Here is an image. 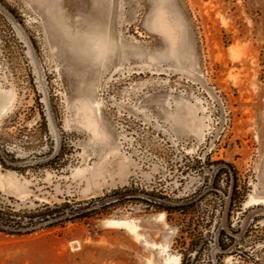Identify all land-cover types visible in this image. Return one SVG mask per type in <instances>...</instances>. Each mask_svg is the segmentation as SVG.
Masks as SVG:
<instances>
[{
	"label": "rangeland",
	"instance_id": "374dc122",
	"mask_svg": "<svg viewBox=\"0 0 264 264\" xmlns=\"http://www.w3.org/2000/svg\"><path fill=\"white\" fill-rule=\"evenodd\" d=\"M0 148L26 161L0 162V210L110 197L0 232V264H264V211L241 238L219 235L232 182L234 232L264 208V0H0ZM207 190L185 210L164 203Z\"/></svg>",
	"mask_w": 264,
	"mask_h": 264
},
{
	"label": "trees",
	"instance_id": "16d2710c",
	"mask_svg": "<svg viewBox=\"0 0 264 264\" xmlns=\"http://www.w3.org/2000/svg\"><path fill=\"white\" fill-rule=\"evenodd\" d=\"M0 162L3 163L4 165L10 166V167H16L17 165L24 163L26 161H17L15 159H13L10 155L4 153L3 150H1V148H0ZM219 164H221L225 168H228V170L231 172L230 166L227 163H219ZM232 185L234 186L233 182H232ZM132 193L133 192L127 191V192H124L122 194L130 195ZM120 194L121 193H116L113 197H117ZM197 196H194L190 199L182 200V201L192 200V199L196 198ZM203 197H201L200 199H202ZM109 199H110V197L106 198V199L99 200V202H97V203H89L88 206L85 208H80L79 205H75L73 207L67 208L65 212H63V211L59 212V213H58V211L57 212L53 211L50 213L36 212V213H32V215H30V216H20L18 214H13L11 211L1 209L0 210V232L9 233V234H13V235H20V236L25 235V234H30V233L38 230V229H43L46 227H52V226L58 225L59 223L69 221L72 219L74 212L79 213V214H83L85 216L90 215V213L96 212L97 210L94 209L91 212H87L88 207L93 208V207H95V205L106 202V200H109ZM199 200H197L193 203H190V204H185V205H180V206H172L169 204H166V205L170 209L185 210L187 208L192 207ZM232 200H233V198H232ZM168 201H170V200H168ZM231 206H232V204H231ZM219 235L220 236H226L227 238L234 240V237L227 234L223 229H220V227H219Z\"/></svg>",
	"mask_w": 264,
	"mask_h": 264
},
{
	"label": "bare ground",
	"instance_id": "6f19581e",
	"mask_svg": "<svg viewBox=\"0 0 264 264\" xmlns=\"http://www.w3.org/2000/svg\"><path fill=\"white\" fill-rule=\"evenodd\" d=\"M105 51V46H100V51L99 54ZM97 108L99 109V104L97 103L96 105H92L90 101H87L83 103L82 109L85 111L86 115L88 118L92 119V109ZM118 171L121 172L124 170L125 164L123 162L119 161L117 163ZM114 172V171H113ZM104 174H105V169H96L90 173V175L87 177V190L90 189H95L98 187H102L101 184V179L104 180ZM261 201L252 198L248 203L247 207L259 205ZM162 218H164V214L161 215ZM105 224L109 228H118V229H125L132 234L135 235L136 238H139L141 235L139 233V227L138 225L133 221L129 219H119V218H110L105 221ZM152 246L154 248H164L162 246H159L158 244L153 243ZM164 252V250H163ZM165 261L169 264H180L181 258L176 255H165Z\"/></svg>",
	"mask_w": 264,
	"mask_h": 264
},
{
	"label": "water",
	"instance_id": "95a60500",
	"mask_svg": "<svg viewBox=\"0 0 264 264\" xmlns=\"http://www.w3.org/2000/svg\"><path fill=\"white\" fill-rule=\"evenodd\" d=\"M207 192H208V190L203 192V193H201L200 195H198L196 198H194L192 200H188V201H168V200H164V203L172 205V206H180V205L190 204V203H193V202L199 200ZM233 192H234V186L232 185L231 188H230L229 194L226 197V204H225V209H224V212H223V217H222L220 229H223L230 236L239 239V238H241L244 235V232L247 229V227L249 226V224H250L251 220L253 219V217L256 214L264 211V208L261 207V208H258L256 210L251 211L247 215L245 223H244L242 229L239 232H234L229 226V217H230V210H231Z\"/></svg>",
	"mask_w": 264,
	"mask_h": 264
},
{
	"label": "built area",
	"instance_id": "2783aa9c",
	"mask_svg": "<svg viewBox=\"0 0 264 264\" xmlns=\"http://www.w3.org/2000/svg\"><path fill=\"white\" fill-rule=\"evenodd\" d=\"M88 233H90V231H88Z\"/></svg>",
	"mask_w": 264,
	"mask_h": 264
}]
</instances>
